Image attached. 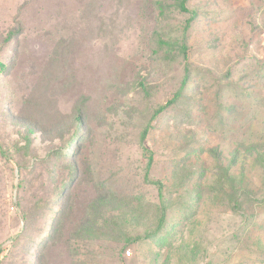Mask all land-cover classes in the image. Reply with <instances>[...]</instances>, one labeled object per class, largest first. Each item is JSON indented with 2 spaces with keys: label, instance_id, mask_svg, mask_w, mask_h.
<instances>
[{
  "label": "rangeland",
  "instance_id": "1",
  "mask_svg": "<svg viewBox=\"0 0 264 264\" xmlns=\"http://www.w3.org/2000/svg\"><path fill=\"white\" fill-rule=\"evenodd\" d=\"M187 5L0 0V264H264V0Z\"/></svg>",
  "mask_w": 264,
  "mask_h": 264
},
{
  "label": "trees",
  "instance_id": "2",
  "mask_svg": "<svg viewBox=\"0 0 264 264\" xmlns=\"http://www.w3.org/2000/svg\"><path fill=\"white\" fill-rule=\"evenodd\" d=\"M189 1H195V0H176V6L182 10V11H187V12H191V16H190V19L188 20L189 23H191L193 21V19H195L196 16H198L199 12L198 10H191L189 7H188V2ZM209 15L213 16L214 13L213 12H210ZM17 32L16 31H11L8 33L7 37L5 38V42H8V41H11L14 37H15V34ZM177 40L176 39H173V40H170V39H164V38H161L159 37L158 40H157V44L159 46V48L163 49L166 53H172V49H173V46H175L177 44ZM183 50L181 51L183 53V56H186V46H182L181 47ZM8 67V64L6 62H3V61H0V73H3L6 71ZM186 73H185V76L183 78V81H182V84H181V88L180 90L176 93V95L173 97L172 100H169L165 106H163L162 108H160L153 116V118H156L157 116H159L165 109L168 105H172V106H177L179 105L180 101H181V94H182V91L183 89H185V87L187 86V84L189 83L190 81V76L192 74V71H191V67L189 66V64L187 65V68H186ZM31 124H33L31 122ZM148 128L145 130L144 132V135L145 136V133L148 132ZM29 130H32V128H30ZM78 135H75V143L78 142L76 141V138H77ZM76 153V152H75ZM153 163V157L152 155H150L149 157V160H148V163H147V170L150 169L151 165ZM72 171V169H71ZM150 183L152 184H156L158 185L159 189H160V195L161 197L163 198L164 197V194L162 192L163 190V182L162 181H150ZM67 188V184H63L61 187H57L56 190H55V193H54V196H55V204L54 206L51 208V213H53V218H52V221L50 224H49V227H45L42 232V238L43 237H49V238H53L54 235L56 234V230L58 228V225H59V220L61 218V215L64 211V209L66 208L67 206V200H64L63 204L61 205L60 204V201L59 202H56L58 201V198L60 196V194H62L64 192V190ZM167 210H166V207L163 205V207L161 208V217H160V223H159V227L158 229L154 232V233H148L146 236L144 237H141L139 238L137 241H143V240H154L153 238L159 236L158 233H160V230H162L164 227H165V224H166V216H167ZM28 226H31L30 224ZM42 238L40 239V241L43 242V244H45L44 240H42ZM28 241V240H27ZM26 242V241H24ZM28 242H39V240L37 239H34V240H30ZM29 246V244L27 245ZM1 250H0V255H1Z\"/></svg>",
  "mask_w": 264,
  "mask_h": 264
},
{
  "label": "built area",
  "instance_id": "3",
  "mask_svg": "<svg viewBox=\"0 0 264 264\" xmlns=\"http://www.w3.org/2000/svg\"><path fill=\"white\" fill-rule=\"evenodd\" d=\"M128 254H130V252H128Z\"/></svg>",
  "mask_w": 264,
  "mask_h": 264
}]
</instances>
